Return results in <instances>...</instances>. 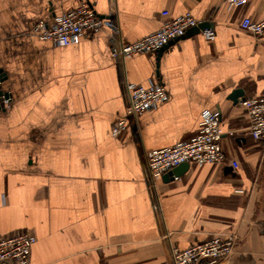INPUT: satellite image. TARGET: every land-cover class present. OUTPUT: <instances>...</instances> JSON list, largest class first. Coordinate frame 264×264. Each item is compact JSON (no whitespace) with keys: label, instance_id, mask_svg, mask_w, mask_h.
Instances as JSON below:
<instances>
[{"label":"crops","instance_id":"crops-1","mask_svg":"<svg viewBox=\"0 0 264 264\" xmlns=\"http://www.w3.org/2000/svg\"><path fill=\"white\" fill-rule=\"evenodd\" d=\"M89 1L118 30L55 45L34 25H53L79 0H0L10 96L0 110V236L33 232L30 264H173V246L236 233L217 264H264V136L254 139L242 103L264 97V34L242 27L264 21V0ZM187 12L205 26L162 51L113 54ZM129 83L162 84L169 98L113 135ZM206 109L219 111L222 147L239 167L189 162L154 180L146 152L191 140Z\"/></svg>","mask_w":264,"mask_h":264},{"label":"built area","instance_id":"built-area-1","mask_svg":"<svg viewBox=\"0 0 264 264\" xmlns=\"http://www.w3.org/2000/svg\"><path fill=\"white\" fill-rule=\"evenodd\" d=\"M225 1L229 7H237L253 0ZM163 15L168 16L169 11H164ZM201 23L202 21L189 12L178 17L166 18L160 29L151 34L133 42L121 40L118 48L113 46V54L132 57L141 53L160 51L169 43L184 37L191 28ZM105 26L118 30L114 21L101 17L89 0H79L75 8L58 16L53 25L50 26L44 20H40L34 25L33 31L40 38L50 40L55 45H70L79 43L83 36H90ZM242 27L257 36L264 34V21L245 17ZM204 34L211 40L215 36V31L207 28ZM127 89L129 96L127 114L113 125L111 131L113 135H118L131 126L138 128L139 117L145 111L158 107L169 98L168 90L162 84L145 86L129 83ZM4 101L9 102L10 96ZM242 103L247 111L249 130L254 139L259 140L264 136V97L245 98ZM223 134L219 111L204 110L199 130L191 140L146 152L152 178L157 180L185 162H192L198 166L207 163H229L234 168H238L239 162L230 159L222 147ZM237 240L236 233L217 234L209 239L195 242L186 249L173 246L171 249L173 264H217L234 253ZM36 241V235L26 229L0 236V264H30Z\"/></svg>","mask_w":264,"mask_h":264},{"label":"water","instance_id":"water-1","mask_svg":"<svg viewBox=\"0 0 264 264\" xmlns=\"http://www.w3.org/2000/svg\"><path fill=\"white\" fill-rule=\"evenodd\" d=\"M206 23H201L199 26L197 27H193L191 28L190 30H200L202 29L204 26H205ZM164 48H162L160 51H162ZM159 57H160V54L158 55V58H157V61H159ZM3 71L0 69V110L3 109V101L5 98L9 97V94L7 92H5L2 88V82L5 80V77H3ZM243 95V90L241 88L239 89H236L232 92L231 94V98L236 101V99L238 98V96H241ZM188 162H185L181 165H187ZM180 165V166H181Z\"/></svg>","mask_w":264,"mask_h":264}]
</instances>
